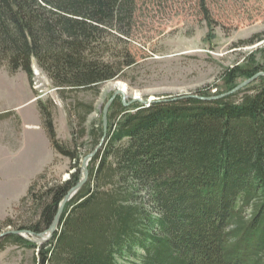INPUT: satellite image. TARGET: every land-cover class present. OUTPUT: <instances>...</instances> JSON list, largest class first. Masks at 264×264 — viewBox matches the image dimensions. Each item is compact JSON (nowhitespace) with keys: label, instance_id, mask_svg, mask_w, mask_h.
<instances>
[{"label":"trees","instance_id":"16d2710c","mask_svg":"<svg viewBox=\"0 0 264 264\" xmlns=\"http://www.w3.org/2000/svg\"><path fill=\"white\" fill-rule=\"evenodd\" d=\"M136 3L0 0V65L24 73L31 85L35 63L63 101L71 93L97 94L134 64L125 40ZM199 3L210 22L205 0ZM259 73L264 48L223 68L215 93L197 95L225 94ZM164 100L145 108L116 97L105 133L102 117L85 129L91 103L65 106L69 146L56 138L50 103L37 100L49 144L75 172L51 185L47 171L33 179L17 208L20 220L0 221V234L46 232L81 179V148L93 152L105 135L104 143L50 240L36 246L10 234L0 251L37 250L36 264H264V76L215 101Z\"/></svg>","mask_w":264,"mask_h":264},{"label":"rangeland","instance_id":"374dc122","mask_svg":"<svg viewBox=\"0 0 264 264\" xmlns=\"http://www.w3.org/2000/svg\"><path fill=\"white\" fill-rule=\"evenodd\" d=\"M205 9L210 22L199 0H137L131 33L125 40L134 64L115 80L128 90V94L124 93L126 103L133 97L147 101L197 95L201 91L213 94V85L218 84L223 68L241 63L248 54L264 48V0H205ZM255 35H261V40L240 45ZM35 69L30 85L24 73L11 74L6 65H0V221L20 220L19 202L33 179L44 171L48 172L49 185L65 182L75 172L68 159L54 152L41 124V133L34 132L37 150L28 140L19 152L23 148L22 124L12 109L22 110L27 123L33 125L41 123L36 101L49 102L56 138L69 146L65 106L76 101L91 103L94 110L85 123L89 130L100 121L114 93L109 89L113 81L100 85L97 94L71 93L63 101L46 75ZM43 140L49 146L46 153ZM87 141L85 136L78 144L85 145ZM79 153L81 176V162L92 151L83 147ZM36 255L37 250L7 246L0 251V264H36Z\"/></svg>","mask_w":264,"mask_h":264},{"label":"water","instance_id":"95a60500","mask_svg":"<svg viewBox=\"0 0 264 264\" xmlns=\"http://www.w3.org/2000/svg\"><path fill=\"white\" fill-rule=\"evenodd\" d=\"M264 76L263 73H259L257 75H255L253 78H251L250 80H247L245 82H243L242 84H240L239 86H237L236 88H234L233 90H231L230 92H227L225 94H221L219 96H215V97H200L198 95H183V96H179L176 98H172L169 99V101H176V100H184V99H197V100H201V101H205V102H209V101H215V100H219V99H223L227 96H230L238 91H240L241 89H243L244 87H246L248 84H250L252 81H254L255 79H257L258 77ZM116 97H120L121 99V103L123 104V106H128L130 104H134L137 103L142 107H149L151 104L155 103V102H165L167 100L164 99H149L147 101H143L139 98H135L133 97L128 103H126V99H125V94L124 92H121L120 90L114 92L111 96V98L109 99V101L107 102L106 106L104 107L103 113H102V122H103V130L105 133L106 130V114H107V110L110 107L111 103L113 102V100ZM104 138L105 135L103 136V138L100 141V144L98 145V147L94 150V152H92L91 154L87 155L81 162V179L80 181L72 188L69 190V192L66 194V196L64 197V199L62 200L58 212L56 214V217L53 221V224L51 225V227L44 232L43 234H39L37 236H35L34 234L30 233V232H22V231H8L5 233L0 234V239L7 236V235H17L20 238L35 244L36 246H41L42 244L46 243L47 241L50 240L53 232L57 229V225H58V220L59 217L61 215L62 209L64 207V205L70 201L76 194L77 192L82 188V186L84 185V183L87 180L88 177V172H87V165L88 162L92 159V157L95 155V153L97 152V150L103 145L104 143ZM30 238H33V240H31Z\"/></svg>","mask_w":264,"mask_h":264},{"label":"crops","instance_id":"0c3cea01","mask_svg":"<svg viewBox=\"0 0 264 264\" xmlns=\"http://www.w3.org/2000/svg\"><path fill=\"white\" fill-rule=\"evenodd\" d=\"M33 67L35 69V67H37L36 64H33ZM35 70L37 71L39 69L36 68ZM37 72H39V71H37ZM28 102H29V105L32 104V103H30V101H28ZM28 102L26 104H28ZM12 110L16 111L18 119H19L20 123L22 124L21 130H22V145H23V148L21 146L19 148V152L22 151V149L25 148V146L27 144L26 141H28V140H31V141L34 142V143L31 144V148H34V149L37 150L38 144H37V141L35 139L36 135L34 136V132L41 133V127H40L41 123L39 121H37L33 125H31V124L27 123L26 116H25V114H24V112L22 110H17L16 108H13ZM43 143H44L43 144V152L46 153V152L49 151V149H48L49 146H48V143H46L44 140H43ZM45 165H46V162L43 164V167Z\"/></svg>","mask_w":264,"mask_h":264},{"label":"bare ground","instance_id":"6f19581e","mask_svg":"<svg viewBox=\"0 0 264 264\" xmlns=\"http://www.w3.org/2000/svg\"><path fill=\"white\" fill-rule=\"evenodd\" d=\"M115 82V81H114ZM111 91H118L120 90L121 92H124L125 94L127 93V88L124 84L120 83V82H115L113 83L110 88H109ZM128 94V93H127ZM137 97V96H136Z\"/></svg>","mask_w":264,"mask_h":264}]
</instances>
